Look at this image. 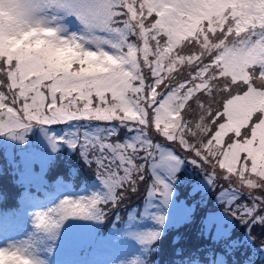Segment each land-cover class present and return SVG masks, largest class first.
<instances>
[{
	"label": "snow or ice",
	"instance_id": "1",
	"mask_svg": "<svg viewBox=\"0 0 264 264\" xmlns=\"http://www.w3.org/2000/svg\"><path fill=\"white\" fill-rule=\"evenodd\" d=\"M6 3L0 134L24 139L34 122L66 125L63 136L49 137L53 149L78 147L97 165L105 191L36 212L23 247L0 246L3 264H42L38 257L69 218L104 219L101 205L118 203L120 189L135 191L144 180L149 165L138 161L151 162L146 214L153 199L167 205L183 159L170 145L212 166V183L221 170L235 185L220 191L229 211L264 224V0H0ZM65 16L87 22L86 33L61 25ZM242 190L250 202H240ZM160 235L137 238L153 243Z\"/></svg>",
	"mask_w": 264,
	"mask_h": 264
},
{
	"label": "trees",
	"instance_id": "2",
	"mask_svg": "<svg viewBox=\"0 0 264 264\" xmlns=\"http://www.w3.org/2000/svg\"><path fill=\"white\" fill-rule=\"evenodd\" d=\"M55 126L63 127L65 128V130H69L67 126L63 124L47 126L42 125V128L48 132L51 127ZM31 129L34 130H27L23 133L24 140L28 143H21L19 147H15L13 150L2 148L3 142L0 141V160L10 158L13 163L15 162L16 168L21 166L23 169L25 161L29 155V151H31L34 147H38V149H40V154H43L44 152L50 154L46 166L40 164L36 165L44 166L46 168L44 172H42L41 176H44V178L49 180L50 187L43 186L42 184L38 185L32 183V185H30V191L25 190V194H18L17 189L16 194L14 196H6L5 199H11L13 202L6 207L0 206V219L8 217V215L13 214L17 211V207H14V205H16L21 200L22 196L26 195L27 197L32 198L40 196V199L46 200V197L52 196L50 194L56 193L63 188L62 186L59 187L57 184L59 178L63 175L61 172L56 173L55 171L58 168H64L62 167V165L65 162L61 161L60 159H54L50 157L52 155H55L54 153H51L52 143L49 140L50 136L45 134V132L40 128L39 124L36 126L33 125ZM29 134H32V136L29 137ZM40 137L44 138L42 142H40ZM43 143H47L46 148H43L41 146ZM66 144L68 145L67 147L69 149L73 148L67 142H59L57 147H63L66 146ZM21 145H24L25 147H21ZM74 149L78 150L77 153L79 155H76L77 158L79 157L81 159V162L83 163L86 162V159H84V157L80 154V149L78 147L73 148V150ZM9 151H12V153H10ZM185 153L188 152H180V155L183 157V159L178 170L179 172L181 170H184V173L179 177V179L173 180V183L178 189L175 199L184 200L189 205L194 204V206H199L198 201L190 199L191 197L198 196L200 201L202 202L211 201L210 206L212 207L207 208V213L205 212V216L200 221L201 226L199 229H197L201 231L199 236L194 237L190 235L191 239L189 241H186L185 235L177 237L175 235L176 232H174L175 229H173L171 226L181 227L183 224H185V221L187 220L194 221L191 216L187 219H183L184 221L182 220V218L176 220L175 222H173L172 225L168 226V231H166V229L164 228L165 224L162 225V231L159 232L161 233V235L166 234L167 239L169 237L172 239V247L178 242L177 247L172 249L174 253L173 260L163 257V254L165 256V250L168 248V246H166L165 239L162 240L161 244H159V239H157L153 243L144 244L145 248L155 250V261H147V253L149 251H146V249H142L138 254V257L141 259V263L162 264L158 261V256L159 258L167 261L166 264H190L195 260L199 263L215 264L220 258L222 259L224 264H264V224H249L241 221L238 216L233 215V213L229 211L228 206L224 202H222L220 198V191L221 188L235 187V185H231L229 181L221 179L220 172L218 170H216V182L212 183L208 175L211 174L213 170L208 164H201L203 170L200 169L198 173L191 172L195 164V162H193L194 156L190 153H188V155H186ZM15 155H18L16 159ZM67 156L69 157V154H67ZM66 164L69 167H74L72 163ZM30 167L34 166H30L29 164L26 165L27 171L30 170ZM81 170L88 174L89 170L91 169L81 168ZM15 172L17 174H21L19 170H16ZM76 174L77 175L75 179H77L78 172ZM196 175H199L197 180H201L200 182H197L198 185L193 189L190 188L191 186L187 189H184L183 185L193 184L192 181ZM70 177L71 176L69 175V173L65 175V178L69 179ZM93 177L97 179L100 178L99 175H95ZM152 177V174H145L143 181H147L145 183L147 187L141 188L139 196L132 202H129L127 204H119L118 202L115 204L101 205V207L104 208L106 214L104 219L95 220V224L93 223L94 219L85 217H81L73 221L72 223H80L75 226L71 225V221H69V219L65 221V223L60 229L62 231L63 238L65 240H69L71 244H74L79 241H86V244L93 246V243L97 242L101 234L103 232L108 231L110 227L116 226L117 231L119 232L120 227H122L127 222L129 214L131 212L134 213V211H138L137 215L141 214L140 211L144 209L145 205L148 203L147 191L148 187L152 183ZM28 178L31 179L32 176H29ZM7 179L3 181H13L10 177H8ZM188 181H190V184L188 183ZM73 184L75 185V183ZM52 185H54L56 189L52 188ZM123 189H120L119 192L121 193ZM32 190L35 192L33 193ZM104 191L105 188L103 185L99 193H102ZM188 191H191L193 193L190 194ZM242 192L243 193L240 194V202H250L247 191L242 190ZM5 209H8L9 211H5ZM194 210L195 213L199 212V210L197 211L195 208ZM187 214L192 215L194 213L191 212ZM97 222H100V224L97 225ZM102 224H104V226ZM257 225H259V227H257ZM237 226H242L244 230L239 231L238 229H236ZM220 228L221 231H223L222 234H219L218 229ZM89 233H91L90 239L88 238ZM178 239L179 241H177ZM214 239H220L223 243H218ZM180 249H184L185 251L182 252L180 251Z\"/></svg>",
	"mask_w": 264,
	"mask_h": 264
},
{
	"label": "rangeland",
	"instance_id": "3",
	"mask_svg": "<svg viewBox=\"0 0 264 264\" xmlns=\"http://www.w3.org/2000/svg\"><path fill=\"white\" fill-rule=\"evenodd\" d=\"M38 124L39 123H35V122L33 123L34 126ZM39 126L45 132V134L51 136L50 134L51 132L49 133L46 130H44L42 128V125L39 124ZM28 130L31 131L34 129L30 128ZM51 130H52V134H55L58 137L63 136L64 133L68 131V130H65V128L59 127V126L51 127ZM30 136H32V134H29V137ZM155 138L159 142H164L162 137H155ZM43 139L44 138L40 137V142H42ZM0 141L3 142L2 148L8 149V150H13L15 147H19L21 143H28L24 139L14 138L10 134H0ZM167 143L170 144V142H167ZM46 145L47 143H43L41 146L43 148H46L47 147ZM67 146L68 145L66 144V146H63V147H56L55 150L53 149V146H51V149H52L51 153H54L55 155H52L50 157L54 159H60L61 161L65 162L62 165V167L64 168L62 169L58 168L55 171L56 173L61 172L63 175L59 178V181L57 183L59 187L61 186L63 187L62 194L59 196V198L52 196L50 197V200H48L49 198L46 199L49 202H44V200L40 199V197H36L37 200L33 198L34 201L36 200L34 203L35 210H30L25 214V217L28 218L29 220V223L27 226V229L29 230L19 229V230L10 231L4 234V238L0 239V246H7L10 241L20 240L32 234L35 231L34 219H35L36 212L41 211L46 208L54 207L56 204H58L62 199L66 197L89 196L93 192H99L101 190L103 186L102 179L99 178L95 180V178H90L91 176L99 175L97 165L95 163L92 164L88 161L84 163L81 162V159L79 157L77 158L76 156L78 154L77 153L78 150L77 149L73 150V148L69 149ZM170 146L174 147L175 150L178 151L179 154L180 152H186L185 150L181 149L178 145H170ZM21 147H25V146L21 145ZM9 152L12 153V151H9ZM67 154H69V157L67 156ZM80 154L81 156H83L81 153V150H80ZM185 154L188 155V153H185ZM49 155L50 154H47L46 152H44L43 154H40V149H38V147H34L31 151H29V155L25 161L23 169L21 166L16 168L15 162L13 163L12 160H10V158L5 159V160H0L1 162L0 177L1 175L6 174V176L10 177L13 180V181H3L6 179L5 178L0 179V204H4V201L11 200V199H5V197L10 196V195L14 196L16 194L17 189L18 191H20V194H25V190L30 191V185H32V183L38 184V185L42 184L43 186L50 187L49 180L44 178V176H41L42 172H44V170L46 169L44 166H46L48 163ZM17 157L18 155H15V159ZM138 162L147 163L149 167L145 174H152L150 161H138ZM66 163H72L74 168L77 171L80 169V171L83 173V176H80V173L78 171L77 179H75L77 174L74 172L76 171L72 169L73 168L72 166L69 167ZM27 164H29L30 166L33 165L34 167H30V170L27 171V168H26ZM37 164L44 165V166H36ZM81 168H90L91 170H89L87 174L86 172L81 170ZM15 169L19 170L21 174H17L15 172L16 171ZM200 169L203 170L202 165L199 163V161H196L194 164V168L191 170V172L198 173ZM211 169L213 170L212 166H211ZM113 170L118 171L115 167V164H113ZM217 170L220 172L221 179L226 180L225 178H223L224 177L223 172L219 169ZM68 173L72 174L71 178L69 179L65 178V175ZM183 173H184V170H181L180 172L179 171L176 172L175 179H179V177L183 175ZM119 174L122 175L123 174L122 171H120ZM29 176H32V178L29 179L28 178ZM198 177L199 175H196L193 178L192 185H183L184 189H187L190 186H191L190 187L191 189L195 188L198 185L197 182L201 181V180H197ZM151 180L153 181V177L151 178ZM72 182L75 183V185H72ZM146 182L147 181H143V180L137 181V185H136L137 190L135 191L131 190L132 188L131 185L126 184L125 188L120 193L122 198L119 200V204L121 203L127 204L137 199L140 193V189L147 187L145 185ZM171 183L173 184V195L171 197L170 202L167 205H165L162 200L153 199L151 201L152 207L147 214H146L145 209L148 206V203L145 205L144 209L140 211L141 214L137 215L138 211H134V213L131 212L129 214V217L127 218L125 227L120 231L122 234L124 233L123 235L118 233L116 226L110 227L108 231L103 232L101 234L97 242L94 243L95 248H93L89 254H86L88 250L87 247H84L83 249H81L76 246L75 250L77 251H74L72 249L74 253L79 254V255H77L78 257H74L71 261H66L65 259L67 258L68 253H64V254L56 253L61 250H65V246L63 245V243L60 242L59 236H58V238L55 241L48 242L47 246L51 248V251H47V249H45L43 255L46 256L49 260V255H51L50 253L55 252L57 257H60L61 259H65V261L62 262L63 264H82L81 255L88 256L87 258H85V264H119L121 260L126 261V260L131 259L132 257H138V254L142 250V247H143V249H146V251H149L147 253V261L148 260L155 261V250L145 248L144 247L145 243L140 242V240L137 238V234L148 232V231H160L161 232L162 231L161 228L163 224H165L164 228L166 229V231H168L169 230L168 226L172 225L173 222L181 218L182 220L185 218L187 219L190 216L192 217L194 221L187 220L185 221V224H183L181 227L180 226L179 227L171 226V227L175 229L174 232H176L175 235L177 237H181L182 235H185L186 241H189L191 239L190 235L194 237H198L201 231L197 229H199L201 226L200 221L205 216L204 215L205 212L207 213V208L212 207L210 206L211 201L205 202L202 199L204 201L202 202L200 201L198 196H194V197H191L190 199L199 202V206L197 205L194 206V204H190V205L187 204L184 200L175 199L178 189L173 183V180L171 181ZM188 183L190 184V181H188ZM51 187L56 189L54 185H52ZM32 192L34 193L35 191L32 190ZM188 192L190 194L193 193L191 191H188ZM21 203H24L23 208H27V205L29 206V201L25 197L18 202L19 205ZM2 207H6V206H2ZM194 208L197 211L199 210V212L195 213ZM190 210L194 214L192 215L187 214V213H191ZM156 214H163L166 216V220L163 224H160L154 218ZM13 217H14V214L13 216H10V218H13ZM79 218L81 217L69 218V221H71V225L75 226V225L80 224V223H72L73 221ZM93 223L95 224V220ZM99 224L100 222H97V225ZM102 225L104 226V224ZM257 227H259V225H257ZM236 229H238L239 231L244 230L242 226H237ZM218 231H219V234L223 233V231H221V228L218 229ZM60 233H62L61 230L59 231V234ZM88 238L89 239L91 238V233L88 234ZM158 239H159V244H161L162 240L165 239L166 246H168V248L165 250V256L163 254V257L173 260L174 253L172 249L177 247L178 242L174 244L172 247V244H171L172 239L170 237L167 239L166 234L160 235ZM214 240H216L218 243H223L220 239H214ZM177 241H179V239ZM68 250H70V248H68ZM180 251L184 252L185 250L180 249ZM157 258H158V261L161 262L162 264L167 263V261H165L164 259H161L158 256ZM190 264H204V263H199L195 260ZM216 264H224V263L222 259L220 258ZM245 264H250V263H245Z\"/></svg>",
	"mask_w": 264,
	"mask_h": 264
},
{
	"label": "clouds",
	"instance_id": "4",
	"mask_svg": "<svg viewBox=\"0 0 264 264\" xmlns=\"http://www.w3.org/2000/svg\"><path fill=\"white\" fill-rule=\"evenodd\" d=\"M0 7H2L5 10H10V8H11V6L7 3L0 6ZM5 14H7V11L5 12ZM59 23L61 25H66L67 27L71 28L73 32H76V33H86L87 28H88L87 22L81 21L79 18H77L75 16H65V17H63V19L60 20ZM62 226H63V224L61 225V227ZM59 231L60 230L57 231L55 238L50 239L49 241H55L59 236ZM31 235L32 234H30L28 237L22 238L20 240L10 241L8 243V245L15 243L18 248H21V247H23V245L20 244V242L21 241H27L31 237ZM7 246H4V247H7ZM38 258L42 261V264H49V260L46 256L41 255ZM29 259L30 258H25L24 264H28ZM0 264H3V261H0ZM119 264H141V259L139 257H132L131 259L126 260V261L121 260L119 262Z\"/></svg>",
	"mask_w": 264,
	"mask_h": 264
},
{
	"label": "bare ground",
	"instance_id": "5",
	"mask_svg": "<svg viewBox=\"0 0 264 264\" xmlns=\"http://www.w3.org/2000/svg\"><path fill=\"white\" fill-rule=\"evenodd\" d=\"M3 217V216H2Z\"/></svg>",
	"mask_w": 264,
	"mask_h": 264
}]
</instances>
